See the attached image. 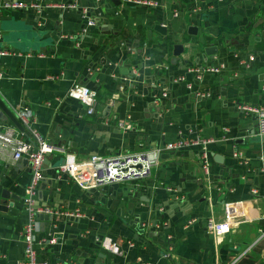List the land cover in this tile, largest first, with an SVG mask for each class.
I'll use <instances>...</instances> for the list:
<instances>
[{"label":"crops","instance_id":"obj_1","mask_svg":"<svg viewBox=\"0 0 264 264\" xmlns=\"http://www.w3.org/2000/svg\"><path fill=\"white\" fill-rule=\"evenodd\" d=\"M119 1L0 0L41 5L0 11V100L15 118L26 106L56 148L34 205L79 214L37 219V263L264 264V142L242 110L264 104V0H153L151 8ZM178 43L184 51L173 63ZM209 46L217 50L207 55ZM214 63L223 70L193 81L190 68ZM75 83L96 91L93 112L66 96ZM202 90L213 95L197 97ZM11 125L0 112V130ZM186 132L213 140L207 172L198 146L164 149ZM142 146L160 152L137 184L85 190L60 170L66 157ZM30 178L26 158L13 160L0 143V264H25ZM208 219L227 221L229 232L209 231Z\"/></svg>","mask_w":264,"mask_h":264},{"label":"built area","instance_id":"obj_2","mask_svg":"<svg viewBox=\"0 0 264 264\" xmlns=\"http://www.w3.org/2000/svg\"><path fill=\"white\" fill-rule=\"evenodd\" d=\"M136 5L151 8L157 5L153 0H130ZM41 5L36 2H14L0 4V11L3 8L15 9H32L39 10ZM71 8L73 5H68ZM254 57L249 56L248 60L253 61ZM224 64L214 63L207 64L205 67L190 68L193 76V81L201 82L205 74H217L223 70ZM1 76V68H0ZM191 88V85L188 84ZM213 93L209 90H202L196 93L199 98L210 97ZM71 99L78 100L84 104L89 112H93L96 102V91L88 86L73 84L66 94ZM242 110L255 118L258 132L264 134V104L261 105H245ZM16 118L21 124L23 130L20 131L17 127L11 125L3 130H0V143L11 146L12 158L17 161L25 157L30 165L31 178L29 184L25 188V196L23 197L24 209L27 213V222L24 225L22 239L24 242L25 264H38L36 261V252L34 245L36 243V233L38 232V215L49 214L53 217L58 216H79L78 213H62L58 210H53L47 207H36L34 205V196L37 186L43 177V162L46 155L56 151V148L47 142L33 127L34 118L31 111L23 106L16 112ZM125 128H131L130 125ZM26 136V140L21 137ZM213 140L210 138L191 137L189 132L184 134L179 133L178 137L170 142L165 143L164 149L175 150L185 146L194 144L199 147V153L203 161V168L207 172L209 156L208 144ZM158 152L160 150L156 146H142L141 149L133 153L114 154L109 156H101L92 154L85 159L74 160L66 157L65 163L60 167V170L68 175L82 189H92L102 187L111 183H140L151 176L152 168L157 163ZM237 157V154H234ZM264 172V170H262ZM169 189V188H168ZM170 190V189H169ZM253 194H257L256 189L251 190ZM194 223L195 220H190L189 223ZM205 228L217 234L229 232L230 225L227 221L215 222L208 219L205 223ZM52 238L50 242H54ZM171 247H166L164 257H169Z\"/></svg>","mask_w":264,"mask_h":264},{"label":"water","instance_id":"obj_3","mask_svg":"<svg viewBox=\"0 0 264 264\" xmlns=\"http://www.w3.org/2000/svg\"><path fill=\"white\" fill-rule=\"evenodd\" d=\"M114 3H120L119 0H112ZM154 29L156 31H158L159 33L165 35L166 34V28L165 26H163L162 24H157ZM187 33L188 34H191V35H196L197 34V27L195 26H188L187 28ZM216 47L215 46H209L207 47L204 51L205 53L208 55V54H212L216 51ZM184 51V45L181 44V43H178V44H175L173 45V63H176L179 59V56L180 54H182ZM0 112L2 114H4L5 117H8L12 122L13 124L20 130L22 131L23 128L21 126V124L19 123V121L14 117L12 116V114L10 113V111L8 110V108L6 107V105L0 100ZM259 140L261 142H264V134L262 135H259ZM49 215L47 214H39L38 215V218L39 219H47Z\"/></svg>","mask_w":264,"mask_h":264},{"label":"trees","instance_id":"obj_4","mask_svg":"<svg viewBox=\"0 0 264 264\" xmlns=\"http://www.w3.org/2000/svg\"><path fill=\"white\" fill-rule=\"evenodd\" d=\"M24 137H26V136L24 135Z\"/></svg>","mask_w":264,"mask_h":264}]
</instances>
